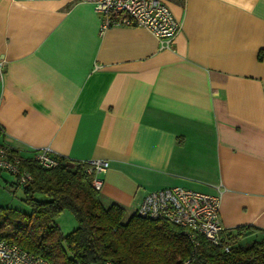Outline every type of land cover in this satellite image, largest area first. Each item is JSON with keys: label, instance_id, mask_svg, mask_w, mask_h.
<instances>
[{"label": "crops", "instance_id": "0c3cea01", "mask_svg": "<svg viewBox=\"0 0 264 264\" xmlns=\"http://www.w3.org/2000/svg\"><path fill=\"white\" fill-rule=\"evenodd\" d=\"M170 49L69 0H0V144L104 160L105 206L220 192L226 231L264 230V0H169ZM58 226V225H57Z\"/></svg>", "mask_w": 264, "mask_h": 264}, {"label": "trees", "instance_id": "16d2710c", "mask_svg": "<svg viewBox=\"0 0 264 264\" xmlns=\"http://www.w3.org/2000/svg\"><path fill=\"white\" fill-rule=\"evenodd\" d=\"M34 153L19 154L20 166L31 174L32 182L22 186L15 182L29 211L0 205V241L49 264H264V230H225L222 247L197 236L194 246L174 224L136 212L127 215L115 203L105 206L87 164L58 158L56 168L44 169L33 161ZM66 211L77 226L63 234L57 219ZM226 245L228 251L223 249Z\"/></svg>", "mask_w": 264, "mask_h": 264}, {"label": "built area", "instance_id": "2783aa9c", "mask_svg": "<svg viewBox=\"0 0 264 264\" xmlns=\"http://www.w3.org/2000/svg\"><path fill=\"white\" fill-rule=\"evenodd\" d=\"M30 1V0H25ZM48 1V0H43ZM86 3L100 16V34L111 27H140L153 35L160 49H170L181 28L180 20L170 8L169 0H69ZM5 74L4 61L0 59V83ZM1 131V128H0ZM33 161L44 169L59 165L58 157L49 148L35 151ZM19 153L0 146V172L14 176L19 186L32 182L29 172L20 166ZM86 171L94 174L92 185L101 188L97 175L109 168L104 160H91ZM220 192L207 194L181 186L163 188L149 192L136 209V214L151 220L162 219L180 227L190 243L197 245L196 237L202 236L215 247H222L224 229L219 221ZM224 251L229 246L223 247ZM188 262H186L187 264ZM0 264H49L15 244L0 241Z\"/></svg>", "mask_w": 264, "mask_h": 264}, {"label": "rangeland", "instance_id": "374dc122", "mask_svg": "<svg viewBox=\"0 0 264 264\" xmlns=\"http://www.w3.org/2000/svg\"><path fill=\"white\" fill-rule=\"evenodd\" d=\"M16 178L7 172H0V205L16 209L22 213H28V208L24 204L22 190L15 185ZM129 215L131 210L126 211ZM57 225L63 234L70 233L77 224L72 214L64 212L58 219Z\"/></svg>", "mask_w": 264, "mask_h": 264}]
</instances>
